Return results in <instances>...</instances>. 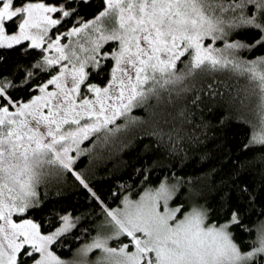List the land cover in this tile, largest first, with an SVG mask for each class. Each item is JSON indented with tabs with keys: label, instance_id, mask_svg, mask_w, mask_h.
<instances>
[{
	"label": "snow or ice",
	"instance_id": "obj_1",
	"mask_svg": "<svg viewBox=\"0 0 264 264\" xmlns=\"http://www.w3.org/2000/svg\"><path fill=\"white\" fill-rule=\"evenodd\" d=\"M87 2L0 0V264H64L51 248L75 227L70 216L60 217L62 225L47 234L24 218L40 205L38 186L63 171L75 176L106 217L74 264H250L264 254V223L258 246L244 252L228 230L240 223L238 211L223 224L207 223L204 206L188 212L183 204L169 207L177 189L166 182L139 201L125 198L122 208L109 209L73 172L71 153L86 152L80 145L90 138L107 141L141 123L129 115L133 108L151 99L171 102L188 90V78L224 68L255 83L264 124V56L237 55L264 49V0H100L98 13L85 21L77 10ZM239 31L252 43L229 42ZM216 42L223 48L213 47ZM3 50L16 59L10 63ZM257 145L264 147V135L244 147ZM120 236L127 242L108 245ZM93 249L101 256L90 261Z\"/></svg>",
	"mask_w": 264,
	"mask_h": 264
},
{
	"label": "trees",
	"instance_id": "obj_2",
	"mask_svg": "<svg viewBox=\"0 0 264 264\" xmlns=\"http://www.w3.org/2000/svg\"><path fill=\"white\" fill-rule=\"evenodd\" d=\"M99 5L100 0L79 4L77 16L93 19ZM71 26L69 22L60 31ZM235 40L252 43L251 35L244 31L233 33L229 42ZM213 47L223 48V43ZM3 51L10 63L16 59L15 53ZM237 55L252 60L264 56V49H241ZM182 59L178 69L191 57ZM102 75L106 80L107 75ZM185 85L188 90L171 102L151 99L133 108L129 115L141 123L129 125L107 141L102 137L84 141L80 148L87 151L76 153L73 172L81 174L108 208L117 205L124 194L135 197L165 178L177 189L172 203L183 204L184 210L191 205L208 208L207 223L224 222L231 211H238L240 223L231 225L229 231L241 250H248L256 244V226L264 218V147H244L256 125L253 120L260 91L247 75L230 68L197 73ZM117 123L123 125L125 120L119 118ZM37 191L40 205L24 218L41 224L42 232H50L69 213L75 227L51 250L61 258L70 257L93 237L96 222L104 214L102 206L68 171L46 179ZM123 240L127 238L121 236L111 243ZM250 264H264V254Z\"/></svg>",
	"mask_w": 264,
	"mask_h": 264
},
{
	"label": "rangeland",
	"instance_id": "obj_3",
	"mask_svg": "<svg viewBox=\"0 0 264 264\" xmlns=\"http://www.w3.org/2000/svg\"><path fill=\"white\" fill-rule=\"evenodd\" d=\"M91 20V19H90ZM70 39H76V38H70ZM81 42H83V41H81ZM87 46V45H86ZM254 83V82H253ZM255 84V83H254ZM253 89V88H252ZM260 98V97H259ZM261 105V98H260V100H259V103H258V108H257V106H256V118L253 120V122L255 121V123H256V125L255 126H253V132H252V138L255 136L257 139H259V137L261 136V135H264V124H262L261 123V119H260V110H259V106ZM71 155L73 156V158H75V156H76V152L75 151H73L72 153H71ZM161 182H166V183H168V184H170V185H172L167 179H162L156 186H154V187H147V188H145V189H143L137 196H135V197H133V196H131V195H129V194H124L123 196H122V198L120 199V202L117 204V205H115V206H113V207H110L109 209H118V208H122L123 207V201H124V199L125 198H128L129 200H131V201H139L140 199H141V197L142 196H144L145 195V193H147V192H149V191H155L157 188H159V186H160V184H161ZM173 197V196H172ZM172 199V198H171ZM171 199L168 201V206L169 207H172V208H174V207H176V206H178L177 204H174V203H172V201H171ZM194 207H198L197 205H191V207H189L188 209H185L184 211L185 212H188V211H191V209L192 208H194ZM65 215H68V216H70V219H71V221L74 223V220L72 219V217H71V215L69 214V213H65L63 216H65ZM179 215V214H178ZM25 218H27V219H31V218H29V217H25ZM182 218V217H181ZM13 219H14V216H13ZM105 219H106V217H105V215L103 214V216L96 222V225H95V229H96V227L98 226V225H100L101 223H103L104 221H105ZM15 220V219H14ZM226 221H224V222H221V223H216L217 225H219V224H223V223H225ZM262 223H264V218L258 223V225L256 226V244L253 246V247H255V246H258V244H257V237H258V235H259V232H258V229H259V226L262 224ZM62 225V221H60L59 222V224L56 226V227H60ZM55 227V228H56ZM54 228V229H55ZM53 229V230H54ZM53 230H51V231H53ZM229 230V229H228ZM50 231V232H51ZM45 234H47V233H49V232H44ZM97 235V232H96V230L94 231V234H93V237H95ZM93 237L91 238V239H89L88 241H85V242H83V243H81L77 248H75V250L73 251V253H72V255L70 256V257H67V258H61V257H59V256H57L54 252V254L61 260V261H63L64 262V264H74V261H76V259H77V253H78V250L79 249H81L84 245H87V244H90L91 242H92V239H93ZM121 237V236H120ZM119 237V238H120ZM126 243L127 241H125V240H123V241H120V242H118L117 244H112L111 243V240H109L108 241V245L110 246V247H118L119 246V244L120 243ZM253 247H251L250 249H248V250H245L244 252H247V251H251L252 249H253ZM130 250H132V249H130ZM101 256V251L100 250H98V249H93V251L92 252H89L88 253V259L90 260V261H95L98 257H100Z\"/></svg>",
	"mask_w": 264,
	"mask_h": 264
}]
</instances>
